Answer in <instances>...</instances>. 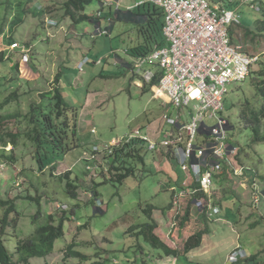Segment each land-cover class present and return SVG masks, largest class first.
<instances>
[{
    "label": "rangeland",
    "instance_id": "rangeland-1",
    "mask_svg": "<svg viewBox=\"0 0 264 264\" xmlns=\"http://www.w3.org/2000/svg\"><path fill=\"white\" fill-rule=\"evenodd\" d=\"M65 1L0 0V52L5 55L0 64V102L19 85V93L26 94L20 101L25 114L33 102V106L39 105L40 94L57 86L54 82L58 75L64 103L78 111L79 146L65 156L53 157L55 169L49 158L41 172L33 158L35 147L27 141L0 152V156L10 155L15 160L6 166L5 160L0 159V200L15 202L5 229L0 222V236L8 253H13L16 237L24 239L34 229L31 220L38 205L25 199L27 196L40 197L46 214L57 218L64 212L66 215L64 236L55 241L53 251L27 264H162L156 258L161 252L136 235V229L130 230L148 222V207H155L151 216L158 225L157 235L180 250L188 237L207 229L201 245L187 255L173 258L172 264H232L230 256L237 251L243 256L237 262L264 264V142L252 145V132L244 127L240 117L241 106L247 101L259 105L253 79L264 74V29L256 28L258 21L264 19L262 11L241 3L244 0L235 5L241 25L232 28L233 38L246 52L258 55L260 62L245 82L228 86L224 109L218 114L230 126L224 140L226 148H236V153L229 155L233 171L227 167L216 173L212 195H204L205 202L218 207L219 213L203 219L198 217L200 212L195 205L190 206V221L181 227L187 200L182 202L181 198L161 214L163 208L172 204L174 191L180 189L178 180L187 178L176 161L164 156L165 148L145 153L141 149L143 159L130 160L134 175L121 184L109 181V161L103 159L102 152H93L94 147L100 149L112 139L125 142L130 132L137 129L160 141L165 136L163 116L175 118L178 114L161 98H155L148 85L139 88L138 83H143L132 70L114 66L116 56L132 67L136 64L139 56L125 54L138 44L136 25L114 16L109 24L110 19L105 17L108 8L100 11L99 3L92 1L85 13L95 19L100 11L101 29L112 26L108 35H97L94 22L75 24L65 17ZM139 1L144 0H121L120 4L136 6ZM259 3L264 4V0ZM85 58L89 62L79 71L78 64ZM99 60L102 65L97 64ZM15 107L12 103L9 112ZM184 113L189 121L188 110ZM206 123L212 127L217 120L206 119ZM31 128L21 125L23 131ZM240 168H244L242 172ZM68 178L77 186L76 197L66 191ZM93 191L98 193L96 198ZM7 209L0 204V219ZM14 218L17 222L12 225ZM70 244L85 258L68 252L65 255ZM249 258L253 259L247 261Z\"/></svg>",
    "mask_w": 264,
    "mask_h": 264
},
{
    "label": "built area",
    "instance_id": "built-area-1",
    "mask_svg": "<svg viewBox=\"0 0 264 264\" xmlns=\"http://www.w3.org/2000/svg\"><path fill=\"white\" fill-rule=\"evenodd\" d=\"M230 2L144 0L137 3H151L162 10L165 44L139 56L132 72L146 85L157 81L156 94L164 95L178 114L175 118L168 114L163 116L165 136L160 143L138 129L130 132L125 143L139 140L150 151L161 147L168 152L171 148L181 171L189 176V184L198 182L208 198L212 195L213 176L222 170L223 164L233 171L229 155L236 153V148L228 149L224 143L229 122L218 118L224 109L228 86L245 82L252 68L260 62L258 55L246 52L244 46L233 38L232 28L241 25V15L235 6L227 5ZM243 2L256 11L261 9L257 0ZM97 16L99 18L100 13ZM95 33L108 35V30L98 25ZM88 62V58L80 61L79 71ZM185 110L190 115L189 121L185 118ZM206 119H216L217 124L210 127ZM118 142L108 143L100 149L94 147L93 152L111 153L109 145ZM240 169L242 172L244 168ZM192 194L195 192L177 190L173 205H177L181 198L182 202L192 199ZM193 205L209 217L219 213V208L205 202L204 197L193 199ZM238 253L231 254L230 262L235 263L243 257Z\"/></svg>",
    "mask_w": 264,
    "mask_h": 264
},
{
    "label": "trees",
    "instance_id": "trees-1",
    "mask_svg": "<svg viewBox=\"0 0 264 264\" xmlns=\"http://www.w3.org/2000/svg\"><path fill=\"white\" fill-rule=\"evenodd\" d=\"M92 1H97L99 3L100 11L105 8L104 0H66L63 4L65 17H67L75 24L92 21L96 25H98L99 20L102 16V12L98 11V13H100V17L98 18L97 16L95 19L85 13L86 7ZM209 1L220 2L227 0ZM239 1L241 0H231V2L227 5L235 6L239 3ZM259 2L260 0H257L258 5H261L260 11H262L264 16V4ZM241 3L244 2L241 1ZM109 8L111 9V12L105 17H109L112 23L113 20L111 18L114 16L115 19H118L120 21L133 22L136 25L138 44L134 49L130 50L131 56L137 57L146 55L150 53L155 46H163L165 44L162 33V28L164 26V14L159 7L151 3H143L136 5L133 9L129 10H121L120 8H117L116 10L111 7ZM111 27L112 26H110L108 29H110ZM256 28L264 29V19L262 21H258ZM11 44L17 45L15 41H11ZM4 61L5 55L3 52H0V64ZM57 78L58 75L56 76L54 82V84L57 83V86L51 91L40 94L41 102L39 103V105L33 106V102L32 104H30L29 112L25 114H22L20 101L22 100V96H26V94L22 95L19 93V85H13L16 86L17 90L12 92L9 96H7L0 102V152H5V148L7 146H10L13 150L18 146L20 142L23 143L24 141H27L29 143H32L35 147L33 158L39 165L41 172L45 170L44 163L46 160L50 158V165L52 166V169H55L56 166L55 162H53V157H55L57 154L65 156L70 151L79 146V144L77 143L78 111L76 108L70 106L67 107V105L64 103ZM253 81L259 94V105H252L251 102L247 101L244 105L241 106L240 117L244 127L251 130V143L252 145H255L264 142V74H260L259 77L254 78ZM151 84L152 86L156 87L157 81L153 80ZM12 103L16 104V109L13 112H9V108ZM22 124H25L27 127L30 126L32 128L28 131H23L21 129ZM10 127L15 128L16 131H13V129L11 130ZM162 140L156 141V143H160ZM143 145V142H140L139 140H133L131 143H125L123 142V139L117 144L109 145L111 153L105 151L103 159L109 161L110 166L108 171H106L109 172V181L111 183L121 184L126 178L134 175V168L131 166L130 160H135L137 158L143 159V155L145 152H154L147 150ZM180 145L182 146L183 144ZM141 149H144V153L140 152ZM155 151H158V149ZM164 155L170 160L176 161L173 150L171 148H169L168 152H166V154ZM0 159H4L6 161V163L4 161V164L6 166H11L15 163L14 157L10 155L8 156L1 154ZM224 165L225 164H223L222 166V170L227 168V166ZM69 174L70 173H68L67 176H69ZM66 186L67 193L69 195H72L73 197H76L77 186L73 184V180L68 178ZM178 188L185 191L190 190V193L195 192L194 196H192V199H190L191 196H189L188 199L190 200H187L185 203V210L183 211L184 216L182 217L183 219L181 221V227H185L190 221V206L192 207L193 199L202 198L205 194L200 188L199 183L195 181H193L192 184L189 185H180L178 186ZM92 189L94 190L95 186ZM176 192L177 190L174 191L173 194L175 195ZM92 194L95 198L98 196V193L96 191H93ZM26 197L25 199L36 202L38 205V210L34 214V216H32L31 220L34 225V229L32 233L24 239H19L16 237V243L12 254L8 253L0 236V264H27L33 258H45L53 251L55 241L64 236L63 226L66 220L65 212L59 218L50 213L46 214L41 208L40 197ZM0 204L3 207L8 206L6 215L2 219H0L2 228L5 229V227L9 224L8 217L10 212H14L15 210V202L0 200ZM172 206L174 207L173 201L172 204H169L167 207L162 209L161 214L167 212L169 209H171ZM154 208L155 207H148L146 210L145 214L148 217V222L130 230L133 232L136 229V235L142 236L153 249L161 252L156 258L160 260L167 258L175 259L180 255H187L193 249L201 245L204 235L207 234V229H205L204 231L196 232L194 235L188 237L184 241L182 250L172 246L171 244H169V242L158 236L156 233L158 225L151 216L154 212ZM199 214L200 215L198 217L203 216V219H206L208 216L205 211ZM16 222L17 218H14L12 221V225H15ZM2 228L1 230L4 231V229ZM73 247L74 244L68 245L66 250L64 251L65 255L68 252V255L71 254L75 257L85 258V256H82L79 252L72 250ZM251 259L253 258H249L247 259V261ZM244 262L246 261H239L237 262V264H244ZM95 264L103 263L97 262ZM143 264L146 263L144 262Z\"/></svg>",
    "mask_w": 264,
    "mask_h": 264
},
{
    "label": "crops",
    "instance_id": "crops-1",
    "mask_svg": "<svg viewBox=\"0 0 264 264\" xmlns=\"http://www.w3.org/2000/svg\"><path fill=\"white\" fill-rule=\"evenodd\" d=\"M120 1L121 0H109L106 4H104V7H106V8H108V11H107V15L111 12L110 10V8L109 7H111V8H113V9H116L117 10V8H115V7H119V8H121V9H126V10H129V9H133L134 7H135V4L134 5H127L126 7H122V5L120 4ZM139 2H142V1H139ZM138 2V3H139ZM136 5H137V3H136ZM106 15V16H107ZM109 18V17H108ZM110 21L111 20H109V24H110ZM98 25H100V22H99V24ZM98 25H96V26H98ZM111 29H112V27L110 28V29H108L107 28V30H109L108 32L110 33V31H111ZM129 53H131V51H126L125 52V54L126 55H128ZM100 62H98L97 61V64H99V65H102L101 63H102V61L101 60H99ZM114 66L115 67H118V66H125L126 68H127V70H129L130 72H131V70H132V66H130L129 65V63L127 62V61H123V60H121L120 58H118L117 56H116V60H115V64H114ZM126 70V71H127ZM144 85H146V84H141V83H138V86H139V88H144L145 86ZM148 85V84H147ZM149 87H150V89H151V91H153V96L155 97V98H161L165 103V105L166 106H169V104H168V100H167V98L164 96V95H158V94H156V91H155V86H152V84H150V85H148ZM115 143V140L114 139H112V141L110 142V143ZM117 142V141H116ZM165 156V155H164ZM166 157V156H165ZM187 175V174H186ZM183 176V175H182ZM188 178V179H187ZM187 178H185V179H183V178H180L179 180H178V182H177V184L179 183L181 186L182 185H185V184H188L189 185V183H190V178H189V176L187 175ZM172 180H170V182H171ZM178 184V186H180ZM213 187H215V186H213ZM172 193V192H171ZM200 218V217H199ZM176 260V259H175ZM167 261V262H166ZM161 262H162V264H172V262H173V258H167V259H161ZM177 263V261H174V264H176Z\"/></svg>",
    "mask_w": 264,
    "mask_h": 264
},
{
    "label": "clouds",
    "instance_id": "clouds-1",
    "mask_svg": "<svg viewBox=\"0 0 264 264\" xmlns=\"http://www.w3.org/2000/svg\"><path fill=\"white\" fill-rule=\"evenodd\" d=\"M104 4H106V3H105V0H104ZM97 15H98V13H97ZM108 34H109V32H108ZM14 46H15V47H17V46H18V44H17V45H16V44H14ZM228 128H229V126H228ZM232 264H233V263H232Z\"/></svg>",
    "mask_w": 264,
    "mask_h": 264
}]
</instances>
